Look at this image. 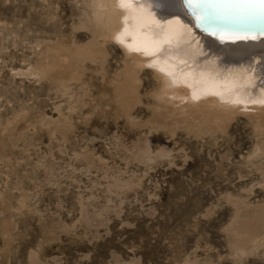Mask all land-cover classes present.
<instances>
[{"label":"rangeland","instance_id":"rangeland-1","mask_svg":"<svg viewBox=\"0 0 264 264\" xmlns=\"http://www.w3.org/2000/svg\"><path fill=\"white\" fill-rule=\"evenodd\" d=\"M92 16L0 0V264H264L253 125L159 117L153 69L128 88Z\"/></svg>","mask_w":264,"mask_h":264},{"label":"bare ground","instance_id":"bare-ground-1","mask_svg":"<svg viewBox=\"0 0 264 264\" xmlns=\"http://www.w3.org/2000/svg\"><path fill=\"white\" fill-rule=\"evenodd\" d=\"M92 8L94 42L114 40L125 50L128 88L136 86L142 69H153L154 97L158 107L167 110L159 117L180 121L199 133L217 130L237 117L253 125L257 143L252 155L263 156L259 171L264 181V86L260 85L264 63L258 54L264 37L221 42L195 26L191 9L180 0H160L159 7L153 0H133L130 9L120 8L119 0H92ZM222 11L237 23L261 22L259 6ZM162 31L173 33L172 42L153 50ZM239 49L249 54L240 55Z\"/></svg>","mask_w":264,"mask_h":264},{"label":"snow or ice","instance_id":"snow-or-ice-1","mask_svg":"<svg viewBox=\"0 0 264 264\" xmlns=\"http://www.w3.org/2000/svg\"><path fill=\"white\" fill-rule=\"evenodd\" d=\"M181 4L191 9L195 26L207 31L210 35H215L221 41H255L264 37V0H180ZM133 0H119V7L130 9ZM154 6H160V0H153ZM259 6L261 22L237 23L235 18L226 14L222 10H232L240 8H256ZM173 33L162 31L159 38L153 41V50H160L165 45L172 42ZM238 54L247 55V49H239ZM264 63V48L258 53ZM262 79L260 85L264 86V68H262ZM238 102V101H236Z\"/></svg>","mask_w":264,"mask_h":264}]
</instances>
